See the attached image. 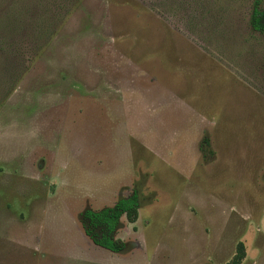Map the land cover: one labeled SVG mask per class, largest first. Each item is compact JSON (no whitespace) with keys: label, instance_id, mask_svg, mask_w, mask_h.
I'll return each mask as SVG.
<instances>
[{"label":"rangeland","instance_id":"374dc122","mask_svg":"<svg viewBox=\"0 0 264 264\" xmlns=\"http://www.w3.org/2000/svg\"><path fill=\"white\" fill-rule=\"evenodd\" d=\"M256 5L0 0V264H264Z\"/></svg>","mask_w":264,"mask_h":264},{"label":"trees","instance_id":"16d2710c","mask_svg":"<svg viewBox=\"0 0 264 264\" xmlns=\"http://www.w3.org/2000/svg\"><path fill=\"white\" fill-rule=\"evenodd\" d=\"M252 25L255 30L264 31V9L259 5L254 7L252 14ZM139 213V196L134 192L131 196L120 199L115 206L107 207L101 211H88L86 218L92 225L101 226L104 233L101 237L95 236L92 230H88V234L92 235L95 242L114 252H120L125 249L126 245L122 241H117L112 234L119 225V221L123 216L134 222ZM87 227V225H86ZM246 257V250L243 242H240L238 250L229 264H241Z\"/></svg>","mask_w":264,"mask_h":264}]
</instances>
